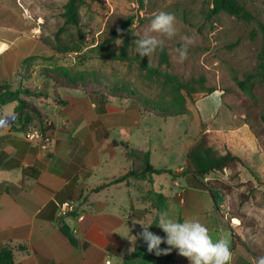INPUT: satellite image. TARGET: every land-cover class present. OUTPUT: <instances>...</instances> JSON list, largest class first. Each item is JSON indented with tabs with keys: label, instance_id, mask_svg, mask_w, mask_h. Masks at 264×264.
I'll return each mask as SVG.
<instances>
[{
	"label": "rangeland",
	"instance_id": "374dc122",
	"mask_svg": "<svg viewBox=\"0 0 264 264\" xmlns=\"http://www.w3.org/2000/svg\"><path fill=\"white\" fill-rule=\"evenodd\" d=\"M67 2L0 0V53L7 51L0 57V86L7 84L14 90L23 86L43 94L23 96L42 114L41 108L55 102L81 108L91 116L97 114L95 105L99 109L105 106L109 112L138 115V126L114 128L105 134L117 141L129 140L132 148L151 154L156 168L173 172L153 176V184L131 180L136 194L133 210L146 211L139 222H153L160 212L144 200L151 189L165 195L166 212L182 222L187 213L177 204L184 195L191 193L206 200L202 204L205 210L207 204H213V195L219 202L215 209L221 213L211 207L197 220L206 226L211 221L226 241L233 237L236 251L230 264H253L255 258L264 255V79L258 68L263 40L256 21L245 22L227 12L211 17L212 0H82L79 26L64 27L62 13ZM240 2L264 23V0ZM161 11L176 17L177 35L172 39L159 37L167 48L169 65L160 63L159 48L149 64L147 56L136 53L134 43L144 37L151 20ZM127 18L131 19L133 39L123 58L122 38L110 37ZM183 36L192 37L194 43L188 47L187 59L179 63L176 49L183 46ZM39 42L54 54L19 61L25 55L40 53ZM9 55H13L12 60H7ZM64 68L69 70L70 82L59 74ZM169 76L182 82L196 80V88L203 78L204 86L214 92L192 96L183 92L185 112L162 116L153 107L170 108ZM237 80L245 82V89ZM75 81L78 83L70 84ZM77 99L84 102L78 104ZM73 110L71 114H76ZM29 112L34 118L29 131L47 132L48 125L41 127V114ZM17 119L16 103L7 105L0 111V130L18 131ZM204 134L217 152L230 151L240 163L234 171L225 169L201 177L204 187L195 188L189 182L187 153ZM103 136L97 129L88 139L100 141L102 147ZM125 154L120 145L113 158H104L106 177L124 173L128 166ZM129 214L130 219L135 218L136 213ZM234 217L241 225L234 224H239ZM141 231L139 224L134 226V233ZM155 234L166 235L158 226ZM99 257L100 264H122L121 256Z\"/></svg>",
	"mask_w": 264,
	"mask_h": 264
},
{
	"label": "crops",
	"instance_id": "0c3cea01",
	"mask_svg": "<svg viewBox=\"0 0 264 264\" xmlns=\"http://www.w3.org/2000/svg\"><path fill=\"white\" fill-rule=\"evenodd\" d=\"M37 45L40 53L25 55L19 61L54 54L43 43ZM6 52L0 53V57ZM71 108L77 113L71 114L74 111ZM41 110L48 116L47 149L38 140L28 139L26 133L0 130V253L10 247L12 264H100L101 254L104 258L121 256L124 264L137 246V241L135 244L131 241L138 234L134 233V226L138 224L133 221L143 218L142 211L133 210L136 194L132 188L125 183H111L125 174L129 165L121 175L108 178L103 174L102 162L116 155L121 142L130 144L129 140L111 139L105 132L136 127L137 116L109 112L105 106L99 109L96 105L97 114L91 116L81 108L55 102ZM97 129L104 135L102 147L100 141L88 139ZM113 141L119 143L114 154L109 147ZM190 194L184 195L177 204L180 211L187 213L186 219H197L211 207L217 211L215 206L219 202L215 196L212 195L213 204H207L205 210L202 204L207 201ZM65 204L73 210L63 213ZM131 211L136 213L135 218H129ZM237 220L239 224H234L241 225ZM212 222L215 224L216 220L212 218ZM216 227L208 221L207 228L214 241L222 239ZM228 243L232 253L235 252L232 236ZM166 258L167 255H162L155 264H190L176 249L168 261Z\"/></svg>",
	"mask_w": 264,
	"mask_h": 264
},
{
	"label": "trees",
	"instance_id": "16d2710c",
	"mask_svg": "<svg viewBox=\"0 0 264 264\" xmlns=\"http://www.w3.org/2000/svg\"><path fill=\"white\" fill-rule=\"evenodd\" d=\"M82 0H68V2L64 6V10L62 13L64 27L72 26L78 27L80 24V15H79V7ZM221 12H227L230 15L235 16L236 18L243 20L245 22L256 21L258 32L262 36V49L259 54V70L262 78L264 79V23L256 20V18L246 9V7L240 2V0H212V8L209 12L211 17L218 15ZM131 19L127 18L124 20L123 25L118 29H114L111 32L110 40H115L117 38H122V57H127L128 49L131 46V41L133 39V31L131 30ZM160 50V63L169 65L170 60L167 52V48L163 45V48H159ZM31 57L38 56H30L26 59H30ZM25 64V63H24ZM147 65V64H146ZM59 74L62 77L68 79L70 82L69 70L59 69ZM29 79V78H28ZM26 79V80H28ZM171 89H172V102L170 104V108H162L157 105H154V109L158 111V113L162 114V116H176L179 114H183L186 110V96L183 92L186 93L187 96H192L197 92H208L213 93L214 89L206 88L204 86L205 80L202 78L200 82V88H196V80L182 82L176 79L175 77L169 76ZM75 83L70 84H76ZM237 83L240 87L245 89L246 84L244 81L237 80ZM81 86V84H79ZM35 89H29L27 87H21L17 89H13L11 86L5 84L0 86V111L9 104L16 103V111H17V123L19 125V130L16 132L27 133L29 131V125L34 119L31 116V113L36 115L41 114L40 124L41 127L47 126L48 116L42 114L38 108L33 106L26 98L24 97H33V96H43V94H39L34 91ZM101 98V97H100ZM103 100V98H101ZM100 101L102 102V100ZM105 99V98H104ZM149 104V103H148ZM139 118L138 115L136 117ZM264 122V114L261 117ZM22 129V130H21ZM119 145L118 142L113 141L109 145L111 153L114 154V148ZM125 150V158L129 167L125 174L114 178L111 183H125L126 186L133 188V184L131 180H148L153 184L152 177L155 175H159L161 173H173L167 169H158L151 163V154L149 152H144L135 148H132L129 143L121 142ZM187 159L189 162L188 167V176L189 182L192 186L196 188L204 187V185L200 182V178L206 176L213 172H222L225 169H230L234 171L238 164L240 163V158L233 154L230 151L220 154L217 150L210 144V138L208 134H204L201 140L192 147L187 153ZM228 190V189H227ZM144 200L147 203H150L153 207H155L158 211L163 212L167 210L166 197L163 193L158 192L156 190H149L145 196ZM146 213L145 210L140 212L141 215ZM158 217L152 222V226L149 229L151 232L155 233L157 228ZM178 221L182 222L179 218ZM64 233L68 237L71 238L70 234L66 229L63 228ZM175 249L171 250L170 254L167 255L166 261H168L169 257H171L174 253ZM162 255L157 256L154 253H149L147 251V245L142 240H137V246L133 253L124 260V264H155L157 259H160ZM13 263V251L10 247L5 248L0 253V264H12Z\"/></svg>",
	"mask_w": 264,
	"mask_h": 264
},
{
	"label": "clouds",
	"instance_id": "9594fccd",
	"mask_svg": "<svg viewBox=\"0 0 264 264\" xmlns=\"http://www.w3.org/2000/svg\"><path fill=\"white\" fill-rule=\"evenodd\" d=\"M155 33L156 35H152ZM177 35L176 17L174 14L159 12L151 20V23L143 38L135 40L136 53L140 57L150 58L158 48H163L164 41L159 37L172 39ZM183 46L176 49L177 62L183 63L187 59L188 47L194 43L192 37H182ZM158 226L166 235L161 237L149 229L151 221L144 223L134 220L142 231L131 240L133 244L139 239L147 245V251L157 256L168 255L171 250H178V255L188 259L190 264H230L233 253L225 239L213 240L206 225L197 219H186L180 222L169 216L166 211L157 214ZM128 231L131 229L127 225ZM126 238V237H125ZM161 244L168 247L162 249ZM253 264H264V255L255 258Z\"/></svg>",
	"mask_w": 264,
	"mask_h": 264
},
{
	"label": "built area",
	"instance_id": "2783aa9c",
	"mask_svg": "<svg viewBox=\"0 0 264 264\" xmlns=\"http://www.w3.org/2000/svg\"><path fill=\"white\" fill-rule=\"evenodd\" d=\"M26 137L30 140H38L39 142L42 143L44 149H47V146L50 143V138L47 135L45 131L42 130H33V131H28L26 133ZM63 213H66L70 210H73V207L70 206L69 204H65L63 207Z\"/></svg>",
	"mask_w": 264,
	"mask_h": 264
}]
</instances>
